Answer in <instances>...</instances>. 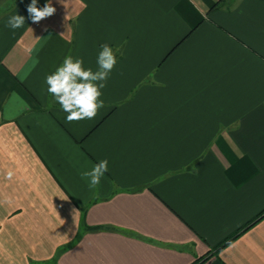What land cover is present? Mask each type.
I'll list each match as a JSON object with an SVG mask.
<instances>
[{"label":"crops","instance_id":"obj_1","mask_svg":"<svg viewBox=\"0 0 264 264\" xmlns=\"http://www.w3.org/2000/svg\"><path fill=\"white\" fill-rule=\"evenodd\" d=\"M30 3L0 0V264H192L264 211V0ZM104 43V107L68 123L45 78ZM203 264H264V216Z\"/></svg>","mask_w":264,"mask_h":264},{"label":"clouds","instance_id":"obj_2","mask_svg":"<svg viewBox=\"0 0 264 264\" xmlns=\"http://www.w3.org/2000/svg\"><path fill=\"white\" fill-rule=\"evenodd\" d=\"M27 12L33 23H39L51 17L56 9L51 0H48L43 8L37 6V0H31ZM24 25L25 17L16 13L8 18L5 27L15 32ZM117 62L113 48L104 43L100 45L95 71L84 67L83 58L68 55L55 72L46 76L47 92L54 97L61 110L67 113L66 122L92 120L97 116L99 109L104 107V101L101 99L102 89L106 87ZM107 171L108 160L104 159L96 163L91 170L82 171L80 175L88 181L90 189H97Z\"/></svg>","mask_w":264,"mask_h":264},{"label":"trees","instance_id":"obj_3","mask_svg":"<svg viewBox=\"0 0 264 264\" xmlns=\"http://www.w3.org/2000/svg\"><path fill=\"white\" fill-rule=\"evenodd\" d=\"M262 216H264V211H262L260 214L256 216L254 220L247 223L242 229L237 231L235 234L230 236L228 239H226L224 242L220 243L216 247L212 249V252H208L207 254L197 258L192 264H203L205 261H207L212 255L216 254L221 247H223L225 244L230 242L232 239L236 238L238 235H240L243 231H245L247 228H249L251 225H253L257 220H259Z\"/></svg>","mask_w":264,"mask_h":264}]
</instances>
